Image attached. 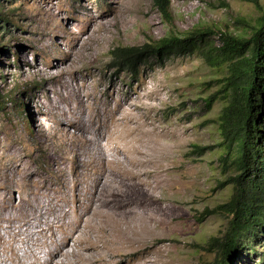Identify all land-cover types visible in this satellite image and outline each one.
<instances>
[{"label":"rangeland","instance_id":"1","mask_svg":"<svg viewBox=\"0 0 264 264\" xmlns=\"http://www.w3.org/2000/svg\"><path fill=\"white\" fill-rule=\"evenodd\" d=\"M169 12L171 19L154 0H0V257L5 250L12 255V246L20 255L47 250L53 233L62 239L61 227L72 230L65 225L77 183L85 189L80 203L94 193L92 175L79 165L87 137L74 140L63 128L76 127L59 124L72 110L76 124L93 130L108 152L122 140L114 136L115 120L133 117L136 131L125 139L164 179L150 199L132 195L128 213L119 216L120 242L109 243L111 223L108 234L99 232L106 237L92 264H213L221 255L230 216L219 206L232 196L233 173L219 160L225 152L216 120L225 103L209 108L207 99L224 86L225 65L185 53L148 57L133 71L111 52L203 30L218 46L220 31L250 36L248 25L261 10L253 0H170ZM117 157L129 165L128 154ZM59 203L69 213L60 223L61 210L45 213ZM99 233L93 228L94 237ZM65 240L66 249L76 248L75 238ZM237 242L231 264H264V229L251 242ZM121 243L131 248L117 251ZM62 257L56 261L79 264Z\"/></svg>","mask_w":264,"mask_h":264},{"label":"trees","instance_id":"2","mask_svg":"<svg viewBox=\"0 0 264 264\" xmlns=\"http://www.w3.org/2000/svg\"><path fill=\"white\" fill-rule=\"evenodd\" d=\"M253 1L261 15L248 25L250 36L220 31L221 44L215 46L206 38L211 31L203 30L184 37L170 34L154 46L119 45L111 52L113 61L133 71L148 57L164 61L185 53H199L214 65H225L224 86L207 99L209 108L218 99L225 103L216 120L225 152L219 160L233 173L228 182L233 187L232 196L219 206L230 216V226L223 251L213 264H231L239 248L237 240L242 237L251 242L264 229V10L258 0ZM154 2L171 19L170 0ZM3 21L6 26L8 19ZM195 147L202 155L204 148ZM218 241L212 238V242Z\"/></svg>","mask_w":264,"mask_h":264},{"label":"bare ground","instance_id":"3","mask_svg":"<svg viewBox=\"0 0 264 264\" xmlns=\"http://www.w3.org/2000/svg\"><path fill=\"white\" fill-rule=\"evenodd\" d=\"M72 108L73 107L70 109L72 110ZM76 112V110L70 111L66 114L63 120L59 121V124L61 125L66 122V125L76 127L74 133H71L69 128L62 127L74 140L83 136L87 137L88 143L86 147L84 146L85 148L83 150L81 149L82 152L78 153L79 165L82 166V169L88 170L92 175V187L94 193L89 198L86 197V201L80 203V197H82L81 195L85 189L83 186L78 187L77 183L74 196L69 199L76 202L77 205L73 206L72 210L74 211V214L69 218L70 220L65 225V227L68 225L73 226L72 230L70 232H65L64 228L61 227L60 229L65 237L61 239L53 233L52 244H47L48 249L40 252L30 250L25 251L20 255L16 248L12 246L14 252L10 255L7 253V250H5V254L0 257V264H4L9 260H13L15 264H64L57 262L58 260L56 261V257L60 254L66 258H70V256L76 257L77 260H79V264H92V260L101 252L103 247V245H101V242H103L102 239L106 237H101L99 232L109 233L105 225L111 223V229L114 231L109 243L120 242V240H115L121 233L119 216H124L128 213V207H130L131 202L133 201L131 199L132 195L136 192L143 195L144 199L148 200L150 197H153L155 187L162 184L164 179H162L161 173L157 169H151L148 161L141 159V156H138V154L136 156L134 148L132 150V148L129 147L128 140L125 139L129 136H133L136 131V127L130 125H134L136 122L133 117L125 116L122 117L123 119L117 118L115 120L114 126L116 127V130L114 136L122 140H113L109 146L111 152H108L105 145L99 141L98 136L93 130L90 128H84L80 124H76L75 118L80 117ZM119 154H128L130 161L129 165H125L124 162L118 160L117 155ZM86 159H88V163H86ZM140 166L143 167V170H140ZM109 177L111 179H108ZM95 196H97V198H95ZM98 201L99 203H97ZM81 206H84L82 210L80 209ZM107 207H112L114 210H111L112 212L102 210V208ZM62 209L63 204L59 203L50 207L45 213L54 214L58 212V210L62 211ZM22 210L25 213H28L27 211L34 209ZM98 212L99 214H97ZM68 214V212L62 211L61 215L57 217V222L60 223L62 218L68 216ZM96 215H100L99 218H101V221L94 224ZM63 225L64 224H61V226ZM93 228L95 234L99 233L96 237L93 236ZM88 231H90L91 234ZM126 236L127 235L124 237ZM69 237L76 239V244H74L76 248L72 251L66 249L68 240L66 241L65 239ZM35 242H39V240L35 239ZM121 244L122 247L117 251H126L131 248V246L126 243Z\"/></svg>","mask_w":264,"mask_h":264}]
</instances>
